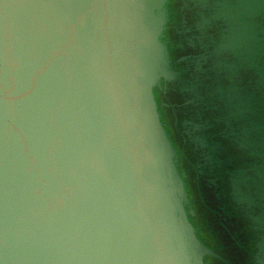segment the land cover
I'll return each instance as SVG.
<instances>
[{
    "label": "water",
    "instance_id": "1",
    "mask_svg": "<svg viewBox=\"0 0 264 264\" xmlns=\"http://www.w3.org/2000/svg\"><path fill=\"white\" fill-rule=\"evenodd\" d=\"M0 264H264V0H0Z\"/></svg>",
    "mask_w": 264,
    "mask_h": 264
}]
</instances>
